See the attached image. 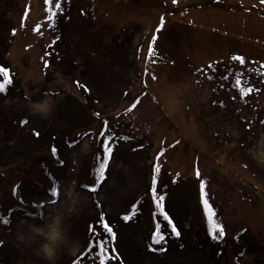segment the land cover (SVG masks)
Wrapping results in <instances>:
<instances>
[{
    "label": "rangeland",
    "instance_id": "374dc122",
    "mask_svg": "<svg viewBox=\"0 0 264 264\" xmlns=\"http://www.w3.org/2000/svg\"><path fill=\"white\" fill-rule=\"evenodd\" d=\"M26 1H30V11L19 25ZM85 1L52 0L49 5L45 0H0L5 18L0 20V66L12 78V84L0 93V264H99L95 259L99 249L92 252V248L101 234L106 264H264V69L248 63L257 57L251 54L255 52L252 45L240 47L246 62L234 59L230 71L223 64L208 63L233 59L232 53L238 50L236 46L215 50L210 37L213 29L227 16L237 22L255 21L256 12H226L207 1L211 29L200 25L195 29L184 17L192 9L185 14L180 7L169 10L186 23V27L181 23L175 31H168L170 53L181 58L177 68L193 72V81L165 99L169 113L156 126L157 110L152 112L151 104L132 113L137 119L122 114L129 104L124 92L139 78V49L146 37L139 22L146 19L134 21L139 10L135 16L131 12V23L116 31L112 19L99 18L100 11H89ZM112 1L115 10L121 2L131 9H139V1L141 8L155 4ZM186 1L199 0H179V6ZM227 1L239 4L238 0ZM98 3L104 5V0ZM260 10L264 13L263 4ZM192 16L197 22L203 14L193 10ZM39 18L46 21L40 20L38 35L33 23ZM119 18L120 13L116 23ZM10 28L17 29L14 37ZM187 47L196 51L195 65ZM203 67L201 76L196 74ZM197 78L213 93L206 87L204 98L196 97ZM190 86L193 92L186 93ZM171 88L165 85L163 93ZM41 100L48 102V109L43 115L35 114L31 105ZM186 102L199 104L196 118L184 119L198 108L188 109L181 117ZM103 117L110 120L100 129ZM169 120L181 122L187 141L180 140L156 154L163 131L172 123ZM159 126L164 128L155 129ZM92 131L105 135L98 133L97 142ZM202 134L208 146L201 142ZM108 138L114 156L101 182L98 169L103 157L97 149ZM76 141L75 147H67ZM236 142L239 148L234 149ZM52 146H58L55 156ZM196 169L215 212L211 220L199 206ZM90 172L98 181L95 185ZM224 174L232 176L224 181ZM153 179L157 181L154 185ZM55 180L60 196L53 204L49 200L57 199L51 191ZM90 185L96 187L95 193L88 190ZM160 196L164 197L160 201L163 211L157 206ZM165 211L179 236L164 220ZM21 215L30 219L19 220ZM54 217L76 246L61 245L49 261L39 251L41 238L21 239L20 226L23 222L48 226ZM98 217L109 222L115 239L102 233ZM5 219L12 223L4 224ZM216 224L223 227L224 236H219Z\"/></svg>",
    "mask_w": 264,
    "mask_h": 264
},
{
    "label": "snow or ice",
    "instance_id": "6c2138e0",
    "mask_svg": "<svg viewBox=\"0 0 264 264\" xmlns=\"http://www.w3.org/2000/svg\"><path fill=\"white\" fill-rule=\"evenodd\" d=\"M172 2L175 4L177 3V0H172ZM262 3H264V0H261ZM45 3L51 5L52 0H45ZM56 7L59 8L60 4L57 3ZM51 19V18H50ZM234 59H238L241 61V63H243V59L240 57H234ZM48 65L45 64V67H47ZM0 76H3L4 79L2 81H0V93H3L6 91V85H11L12 84V78L9 74V70L6 67L0 66ZM240 81H237V84H239ZM249 91H251V89H249ZM35 135L37 137H39L40 133L39 132H35ZM99 135L104 136L105 133L101 132L99 133ZM79 143V141H76L72 144H68L67 147L72 148L75 147L77 144ZM98 152H100L102 154V159L101 162L99 164V169H98V173H99V178L100 181L103 182L104 179H106V173L109 170V166H110V162L113 159L114 156V148L110 145V138L101 141L99 146H98ZM51 153L53 154V156L58 154V146H52L51 147ZM95 158V157H93ZM61 164H63V160L60 161ZM156 171H160L159 168H156ZM201 175V173L197 170L196 172V177L199 178ZM153 184L157 183V181L155 179H153L152 181ZM81 187H85L84 185H81ZM88 190L92 193L96 192V187L94 186H88ZM51 191H52V195L56 196L57 199L56 200H49L50 203H57L59 196H60V187H59V181L55 180L54 181V185L51 186ZM157 191V189L153 188L152 192L155 193ZM199 197L201 202L204 205V209L205 211L208 213L209 219L211 220L214 216H215V212L213 211L212 205L209 203V200L206 198V192H205V182L203 180H200L199 182ZM153 199H156L155 196L152 197ZM164 199L163 196L159 197V200H157V206L161 207L162 211H163V206L162 204H160V201H162ZM163 218L164 220L168 221V223L171 225L172 228V232L175 233L176 236L180 235V232L177 230L176 225L174 223H172L171 217H169L168 213L165 211L163 212ZM19 220H25V219H30V217H24V216H20L18 218ZM98 222L101 223V229H102V233L104 231H106L108 234H110V238L111 239H115V232H113V229L110 227L109 222L104 221L103 217H98ZM127 219V217H126ZM4 224L8 225L11 224L12 221L9 219H5L3 221ZM216 228L219 229V236H224V230L223 227L219 224L215 225ZM161 238H163L161 236ZM217 237L214 235L213 239L215 240ZM157 243H159V241H157ZM97 248L99 249V252L97 253L95 259L99 261V264H106V260L108 259L107 256V249H106V245H105V241H104V237L101 234L99 237V242L96 245V247L92 248V252H97Z\"/></svg>",
    "mask_w": 264,
    "mask_h": 264
},
{
    "label": "clouds",
    "instance_id": "9594fccd",
    "mask_svg": "<svg viewBox=\"0 0 264 264\" xmlns=\"http://www.w3.org/2000/svg\"><path fill=\"white\" fill-rule=\"evenodd\" d=\"M31 107L35 114L43 115L48 109V102L44 100L34 101ZM20 236L21 239L26 241H34L36 238H41L39 251L43 254V258L49 261L54 260L56 252L61 245L69 249H74L76 246V242L58 227L55 217L54 223L48 226L23 222L20 226Z\"/></svg>",
    "mask_w": 264,
    "mask_h": 264
},
{
    "label": "trees",
    "instance_id": "16d2710c",
    "mask_svg": "<svg viewBox=\"0 0 264 264\" xmlns=\"http://www.w3.org/2000/svg\"><path fill=\"white\" fill-rule=\"evenodd\" d=\"M0 17H2V14L0 13ZM223 27H225V28H227V29H229V30H231V31H234V32H236L240 37H241V35H240V33H238L232 26H231V24H228L227 22H224V24H223ZM253 29H251L250 31H249V37H247V36H244L243 38H247L248 39V42L250 43L251 41L254 43V45H257V43L253 40L254 39V34H253Z\"/></svg>",
    "mask_w": 264,
    "mask_h": 264
}]
</instances>
